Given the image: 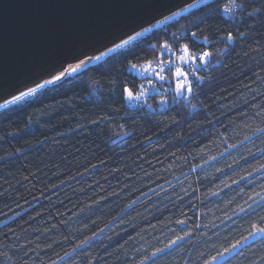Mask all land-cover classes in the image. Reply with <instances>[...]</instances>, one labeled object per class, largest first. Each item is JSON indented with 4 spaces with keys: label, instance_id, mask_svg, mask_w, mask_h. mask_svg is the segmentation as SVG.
I'll list each match as a JSON object with an SVG mask.
<instances>
[{
    "label": "trees",
    "instance_id": "obj_1",
    "mask_svg": "<svg viewBox=\"0 0 264 264\" xmlns=\"http://www.w3.org/2000/svg\"><path fill=\"white\" fill-rule=\"evenodd\" d=\"M237 2L244 7L231 18L218 11L227 0H212L141 38L147 45L165 30L195 31L201 9L209 17L200 25L204 35L245 33L238 44L228 42L234 50L227 54L214 38L197 108L167 93L164 105L161 95L146 98L151 110L120 101L103 85L108 69L92 66L61 81L58 91L0 111V264H62L60 256L63 264H138L181 229L193 234L166 249L159 264H203L213 245L222 250L247 235L257 216L233 212L252 204L254 193L264 195V169L255 171L264 164V134L256 131L264 129V12L246 13L264 0ZM101 116L112 119L92 123ZM248 245L231 264H258L264 242Z\"/></svg>",
    "mask_w": 264,
    "mask_h": 264
},
{
    "label": "snow or ice",
    "instance_id": "obj_2",
    "mask_svg": "<svg viewBox=\"0 0 264 264\" xmlns=\"http://www.w3.org/2000/svg\"><path fill=\"white\" fill-rule=\"evenodd\" d=\"M217 3H219V0H217ZM158 7L166 9L171 15L160 20L152 12L130 24L113 17L74 24L70 29L69 39L60 42H48L45 45L62 43L69 47L74 41H84L89 34L106 35L107 38L95 43H86L81 48L71 51L70 54L60 58L52 70L34 73L32 69L37 57L23 61L17 72L29 80L30 84H25L22 80L20 84H23V87L16 88L18 94H14L11 99L0 103V109H8L11 105L29 99L34 101L40 95L46 94L47 91H58L61 81L73 76L82 77L92 66H95V70L98 72L101 68L108 69L107 72L101 73L104 77L103 85L110 89V94H118L120 101H144L147 104L145 97L149 93H156L161 95L160 103L164 105L167 103V96L163 94L167 93L172 95L173 100L179 99L183 105H191L192 108L199 107V104L193 103V101H198L200 95L203 94V85L207 81L206 70L211 66V60L216 55V52L212 50L215 47L214 38H218L219 41L224 43V48L220 51L227 54L230 48L234 50L228 42H232L233 45L238 44L245 37V33L239 29L229 28L227 30L217 29L216 31H210L209 35H204V29L200 25L204 24L209 17L205 16L201 9V15L196 17L195 31L188 26L177 32L169 33L165 30L163 33L164 38H159V33H157L155 42L145 45L141 37L151 31L150 28L144 27L145 23L156 20L154 27L160 28L167 20L175 19L177 15H180V13L172 11L167 3ZM243 7L244 5L238 3L237 0H227V3L220 7L218 11L231 18L234 16L236 9H243ZM194 8L200 9V4L186 0L181 12H190ZM207 9L211 13L214 6L207 5ZM256 12H264V4L261 5L260 9L253 8L246 15L251 17ZM160 15H164V13L161 11ZM185 18L187 19V17ZM198 32L200 35L197 34ZM221 32L224 34L221 35ZM109 57L112 58V63H108L107 58ZM117 63L120 64L119 69L114 67ZM111 72H115L116 75L108 80L107 77ZM4 74L0 70V76ZM121 76L124 78L121 79ZM137 78H140L139 83L136 82ZM92 83L97 88L101 86V81H93ZM95 91L96 88H93V92ZM147 107L149 110L152 109L150 104H147ZM125 115L129 120L135 119L130 112H126ZM111 119V117L101 116L99 120H93L92 123L99 126L105 121L110 122ZM117 127H127V122L118 124ZM256 131L264 134V129L258 128ZM120 135L126 137L129 133L123 132ZM230 147L234 148L235 145H230ZM210 159L215 160L216 157L213 156ZM228 167H232V165H228ZM262 169H264V164L255 171L259 173ZM251 174L249 173V175ZM241 179H246V177H241ZM232 183L238 184L239 181L233 180ZM225 186L231 187V185ZM217 194L212 193V195ZM249 200H252V204H249L246 200L244 202L246 207L238 205L233 212L234 216H239L242 213L257 216L256 221L251 223L247 235H242L234 243H229L226 247H223L222 250L216 249L213 245L215 254L205 258L203 264H231L233 260L244 255V247H250L248 245L249 239L253 243L264 242V215H258L257 209L253 208V204H255L257 208L264 211V195L256 192L249 197ZM228 219L231 220L232 217H228ZM176 223L183 225L187 224L188 221L186 219L177 220ZM200 227L199 224L193 225V229H199ZM100 231L103 232V229ZM180 231L183 232V235L177 234L175 239L169 240L164 247L156 248L150 253H144L138 264H159L163 258L162 254L166 253V249L174 248L178 241H182L193 234L192 231L187 229H181ZM96 235L98 233H93V236ZM92 238L90 236L86 240H82L80 244L76 245V248L72 249V253H76L77 248H81ZM68 255V252L64 253V256ZM253 255H256V253H253ZM59 259L63 264L64 257L60 256ZM51 264H56V261H51ZM252 264H255V262H252ZM258 264H264V255L259 256Z\"/></svg>",
    "mask_w": 264,
    "mask_h": 264
},
{
    "label": "water",
    "instance_id": "obj_3",
    "mask_svg": "<svg viewBox=\"0 0 264 264\" xmlns=\"http://www.w3.org/2000/svg\"><path fill=\"white\" fill-rule=\"evenodd\" d=\"M199 1L201 0H188L197 3ZM166 3L172 11L179 13L186 0H0V70L5 73L0 76V103L18 94L16 88L23 87L20 84L22 80L23 83L30 84L29 80L17 72L23 61L37 57L32 69L34 73L52 70L58 60L71 51L86 43L107 38L106 35L89 34L84 41H74L69 47L62 43L45 45L48 42L69 39L70 29L74 24L105 17H113L130 24L152 12L157 19L163 20L171 13L158 6ZM161 11L164 15H160ZM187 13L189 11L174 20ZM155 24L156 20H152L151 23H145L144 27L149 28ZM2 110L4 109H0Z\"/></svg>",
    "mask_w": 264,
    "mask_h": 264
},
{
    "label": "bare ground",
    "instance_id": "obj_4",
    "mask_svg": "<svg viewBox=\"0 0 264 264\" xmlns=\"http://www.w3.org/2000/svg\"><path fill=\"white\" fill-rule=\"evenodd\" d=\"M208 1H210V0H201V1H199L198 3L201 5V4L206 3V2H208ZM186 12H188V11L179 12V13H180V15H181V14H184V13H186ZM180 15H177L175 18H177V17L180 16ZM171 20H174V19H169V20L166 21V23L170 22ZM166 23H165V24H166ZM165 24H164V25H165ZM164 25H163V26H164ZM163 26H161V27H163ZM149 28H150L151 30H153V29L156 28V27H154V25H153L152 27H149ZM149 32H150V31H149ZM149 32H148V33H149ZM148 33H147V34H148ZM145 35H146V34H145ZM145 35H144V36H145Z\"/></svg>",
    "mask_w": 264,
    "mask_h": 264
},
{
    "label": "rangeland",
    "instance_id": "obj_5",
    "mask_svg": "<svg viewBox=\"0 0 264 264\" xmlns=\"http://www.w3.org/2000/svg\"><path fill=\"white\" fill-rule=\"evenodd\" d=\"M154 94H156V93H149V95L148 96H150V95H154ZM147 96V97H148ZM147 97H145V100H146V98ZM131 105H134V104H139V103H144V101H140V102H136V101H128ZM249 240H251V239H249Z\"/></svg>",
    "mask_w": 264,
    "mask_h": 264
}]
</instances>
